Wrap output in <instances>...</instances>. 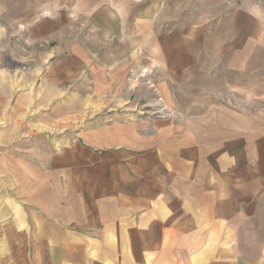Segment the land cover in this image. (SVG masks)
I'll list each match as a JSON object with an SVG mask.
<instances>
[{
    "label": "crops",
    "instance_id": "1",
    "mask_svg": "<svg viewBox=\"0 0 264 264\" xmlns=\"http://www.w3.org/2000/svg\"><path fill=\"white\" fill-rule=\"evenodd\" d=\"M28 5L44 77L39 98L2 88L0 125L37 99L58 101L64 117L66 100L125 104L144 80L175 119L113 111L28 157L30 208L11 221V264H264V108L254 110L264 101V60H254L264 0ZM34 161L43 171H30ZM18 228L26 236L16 240Z\"/></svg>",
    "mask_w": 264,
    "mask_h": 264
},
{
    "label": "rangeland",
    "instance_id": "2",
    "mask_svg": "<svg viewBox=\"0 0 264 264\" xmlns=\"http://www.w3.org/2000/svg\"><path fill=\"white\" fill-rule=\"evenodd\" d=\"M28 3L29 0H0V91L9 87L10 90L7 91L12 92L15 98L26 93H32L34 98H39L41 80L35 78L44 77L42 61L38 60L44 48L35 47L29 35L33 22L28 21L31 13ZM254 60H264V55L256 54ZM137 76V79H145L146 73ZM143 85L145 88L142 91L139 85L136 87V90L139 88L138 91L125 104L103 100L94 104L84 102L80 107L78 102L66 100L65 110L71 115L65 117L56 115L58 101L43 107L40 106V99L39 101L37 99L34 100L32 108H29L28 115L16 118V124L0 125V137L2 135L4 143H7L4 148H0V264L12 263L11 221L17 219L24 221V213L30 208L27 197L26 163L32 161H28V157L41 159L45 153L56 152L57 148L50 149L51 142H58L66 135H75L91 123H106L113 119L111 116L113 111H118L122 115L116 118L125 120L175 119L171 108L164 102L159 92H156L154 82L144 80ZM223 105L233 108L234 101L227 100ZM262 108L264 101L254 100V110ZM80 109L83 111L82 115H75ZM11 158L17 163L12 164ZM33 163L36 164L29 167L32 173L33 167H37L39 172L43 171L42 162ZM32 176L33 174L31 178ZM33 191L32 188L31 194ZM17 230L19 234H16V240L26 236V230L22 228ZM17 244L13 245L26 253L28 245Z\"/></svg>",
    "mask_w": 264,
    "mask_h": 264
}]
</instances>
